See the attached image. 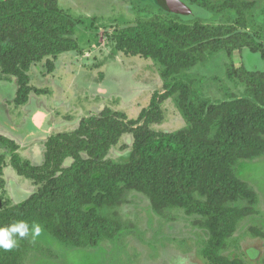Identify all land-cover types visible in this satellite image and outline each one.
I'll list each match as a JSON object with an SVG mask.
<instances>
[{
    "label": "trees",
    "instance_id": "trees-1",
    "mask_svg": "<svg viewBox=\"0 0 264 264\" xmlns=\"http://www.w3.org/2000/svg\"><path fill=\"white\" fill-rule=\"evenodd\" d=\"M150 1L170 12L161 0ZM188 1L217 13L236 10V28L186 25L157 16L122 29L114 39L117 50L153 60L171 79L196 66L207 50L260 48L253 37L240 32L246 28L250 3ZM78 25L60 9L58 0H0V79H16L19 105L29 99V71L34 64L46 59L53 72L51 57L78 50L74 38ZM236 72L248 84L245 96L216 104L200 102L193 87L172 80L166 91L154 93L139 122L106 108L83 118L73 132L52 135L42 166L21 163L14 155L18 173L41 187L24 204L0 211V264H23L34 225L73 248H95L103 239H114L124 229L123 221L100 212L124 203L127 191L145 194L156 212L183 209L201 216L203 229L210 233L204 254L215 264H227L220 252L239 221L258 203L257 193L239 178V162L264 154V71ZM177 93L191 127L177 134L151 130L163 119V103ZM126 134L133 135L130 160L107 162L109 152ZM0 143L18 148L3 136ZM69 159L73 163L65 168ZM3 161L0 156V173Z\"/></svg>",
    "mask_w": 264,
    "mask_h": 264
},
{
    "label": "rangeland",
    "instance_id": "rangeland-1",
    "mask_svg": "<svg viewBox=\"0 0 264 264\" xmlns=\"http://www.w3.org/2000/svg\"><path fill=\"white\" fill-rule=\"evenodd\" d=\"M202 1L219 5L227 0ZM237 1L251 4L245 13L246 28L240 32L253 37L260 48L255 52L248 47L231 52L207 50L196 66L166 79L163 68L153 60L120 53L114 41L116 35L157 16L186 25L236 28L237 11L217 13L190 3L200 12L183 16L165 12L150 0H58L60 9L79 22L74 36L78 50L51 57L55 63L53 72H49L46 59L31 67V93L26 104L16 102L15 78L0 79V136L18 146L13 150V145L0 143L4 159L0 211L24 204L41 187L34 179L18 173L14 155L21 163L42 166L48 139L73 132L85 117L110 108L139 122L154 93L166 91V84L172 80L193 87L200 102L216 104L245 96L248 84L236 71L245 75L264 71V0ZM179 95L163 103V119L152 124L151 130L177 134L191 127L180 109ZM132 145L133 135H124L109 152L107 162L127 163ZM72 163L69 159L64 167ZM238 174L257 193L258 203L251 215L239 221L219 256L227 264H264V154L241 160ZM100 213L123 221L124 229L114 239H103L95 248H73L57 241L42 226L34 225L23 264H215L204 254L210 233L203 229L201 216L188 215L183 209L156 212L150 199L137 191H127L124 203Z\"/></svg>",
    "mask_w": 264,
    "mask_h": 264
},
{
    "label": "water",
    "instance_id": "water-1",
    "mask_svg": "<svg viewBox=\"0 0 264 264\" xmlns=\"http://www.w3.org/2000/svg\"><path fill=\"white\" fill-rule=\"evenodd\" d=\"M169 9V11L179 14L190 16L196 12H200L196 7L190 5L188 0H161Z\"/></svg>",
    "mask_w": 264,
    "mask_h": 264
}]
</instances>
